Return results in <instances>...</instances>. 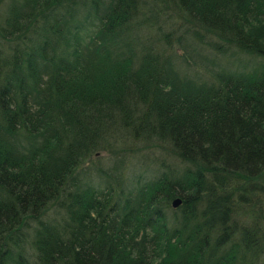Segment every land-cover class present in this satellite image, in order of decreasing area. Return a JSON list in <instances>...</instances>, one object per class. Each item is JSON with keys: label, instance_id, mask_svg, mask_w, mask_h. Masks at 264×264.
Segmentation results:
<instances>
[{"label": "trees", "instance_id": "1", "mask_svg": "<svg viewBox=\"0 0 264 264\" xmlns=\"http://www.w3.org/2000/svg\"><path fill=\"white\" fill-rule=\"evenodd\" d=\"M151 1L20 0L0 19V264L263 263L264 0H170L261 56L194 75L132 45ZM127 137L186 164L101 188L74 179ZM241 209L254 219L237 227Z\"/></svg>", "mask_w": 264, "mask_h": 264}, {"label": "rangeland", "instance_id": "2", "mask_svg": "<svg viewBox=\"0 0 264 264\" xmlns=\"http://www.w3.org/2000/svg\"><path fill=\"white\" fill-rule=\"evenodd\" d=\"M17 1L20 0L0 2V19L6 14L9 5ZM147 4L150 5L145 19L147 23L132 31V45L139 48L143 43H148L159 47L171 54L174 66L181 72L189 75H194L195 71L208 74L210 69L222 66L245 67L242 64L246 60L247 65L253 67L261 57L240 49L236 44L229 43L205 28L189 23L170 0H152ZM82 14L83 9L76 11V18L80 19ZM86 25L91 27L89 22ZM185 164L173 153L168 143L127 137L120 143L95 149L72 176L84 186L101 188L117 183L119 176L124 181L135 174L152 177L162 169L180 170ZM252 201H255L259 212L263 214V219L258 225L260 233L264 234V192L256 195ZM172 209L171 205L166 208L169 216ZM244 213V209H241L233 214L237 227L248 226L254 219L252 215L246 216ZM254 226H257V223ZM259 264H264V261Z\"/></svg>", "mask_w": 264, "mask_h": 264}, {"label": "water", "instance_id": "3", "mask_svg": "<svg viewBox=\"0 0 264 264\" xmlns=\"http://www.w3.org/2000/svg\"><path fill=\"white\" fill-rule=\"evenodd\" d=\"M181 201H182L181 198L176 197V198H174V199L171 201V206H172L173 208H176V207H178V206L180 205Z\"/></svg>", "mask_w": 264, "mask_h": 264}]
</instances>
